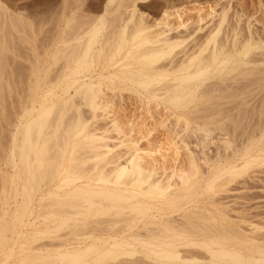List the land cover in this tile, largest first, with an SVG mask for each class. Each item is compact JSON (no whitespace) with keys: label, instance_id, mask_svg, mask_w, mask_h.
Here are the masks:
<instances>
[{"label":"bare ground","instance_id":"obj_1","mask_svg":"<svg viewBox=\"0 0 264 264\" xmlns=\"http://www.w3.org/2000/svg\"><path fill=\"white\" fill-rule=\"evenodd\" d=\"M129 1L131 5H135L136 1H139V4L144 2V0H123V2L121 0L122 3L126 2V5ZM216 1L218 3L219 0ZM65 2L68 4V1ZM77 2L74 1L75 4ZM122 3L120 4L122 5ZM160 4L162 5V2ZM203 4H207L208 10L205 9L209 11L207 14L202 10V7L204 9ZM212 4L213 2L209 4L208 0L167 1L162 6L159 5L160 10L156 9L158 11L155 12L158 13V16L156 15L155 18L151 16L150 19L148 14L144 13L145 16L142 14L143 12H139L140 9L138 12L133 10L129 15L124 14L126 17L122 16V18L116 14L119 11V6L114 9V4L112 6L114 10L108 9L109 7L106 6L107 10L113 14L110 15L112 16L110 20L108 18L112 29L107 28L109 31L105 34H102L103 29H105L102 19L98 23L86 26V20L82 21L85 18L81 20L80 14H77L80 18H78L79 23L82 21L79 24L75 18L77 16L69 14V11L67 16L64 12L66 18L62 27L61 22L58 25L55 24L60 21L59 17V20L53 22L57 25L54 29H57L58 32L53 37L55 30L53 31L54 25L52 24L50 28L53 33L51 32L52 35L50 36L53 38L51 41L49 36L47 41H51V45L54 44L55 46L51 51V62L43 71V75L47 78L50 76L48 79L51 78L53 81V89H50L48 93L45 92V94L50 95L51 102L49 104L40 102L38 108L33 106L35 115L23 122L18 130L20 133L18 138L20 139L10 149L9 156L10 161L15 164L13 168L17 169L13 176L10 174L11 180L9 179V181L13 183L14 180H17L18 183H16L17 186L15 185L14 191L20 197L17 206H14L15 210H12L14 211L12 228L14 225L19 228L28 225L32 228L30 240L37 239L39 235H47L52 239L47 237L49 242L43 236V241L40 238L42 243L29 244L30 247H34L33 244L36 245L35 247L41 246L39 249H45L46 254L37 253L34 259L28 263H24V259H19V264H32L34 261L35 263L39 261L38 264H102L105 262L106 264H120L121 261L124 262L123 264H127L133 258L135 260H149L152 264H196L201 262L211 264H226L227 262L264 264V235L259 234L260 237L257 234L249 235L245 231L247 229L243 230L241 228L243 225H240L244 221V215L241 217L239 214L240 218L236 217L238 220L230 218L229 216L232 215L228 216L227 214H231V212L227 213V210L224 211L212 204V194L210 193L221 181L229 182L234 178L237 179V176L244 174L254 165L264 164V157L260 156L264 152V119L262 116L257 118L256 123H251L254 126H248L251 128L246 134L243 133L239 136V144H236L238 141L236 140L235 144L238 147L234 145L237 150L232 159L224 154L221 155L220 147L217 148V151L214 150L216 154L212 152L214 155L207 156L204 154L206 158L201 156L202 161H204L203 164H209L211 171L213 167V172H210L207 177L205 176V168L203 169L204 166L200 164L202 162H200V156L194 155V150L191 151L187 143L185 146H187L188 151H185L188 152V156L183 161L181 159L179 165L176 164L178 169L175 168L176 157H169V160L173 158V161L169 162L171 163L169 164L170 170L165 171L168 168H165L166 165H160L161 168L156 165L157 169L160 168V171H156L155 161L153 159L154 163L148 161L152 155L145 158L143 155L145 152L143 154L138 153L137 151L140 149L137 147L135 149V146L130 145L131 148H127L129 146L128 143L124 144L125 139L123 141L118 140L120 141L117 142L118 144L111 143V145L113 147L124 145V148L127 149H124L123 152H121L123 149L120 151L112 149L108 144L110 140H107L109 138L105 134L107 131L109 134V130L103 126L104 124L97 126L101 120L98 121V124L95 123V126H93L94 123L90 124V120L96 117L95 114H99L98 111L108 110V104L104 103L106 102V98H104L105 88L117 97L124 93L131 94L147 112H153L150 106L153 103L158 112L165 111V114L168 113L170 117H173L171 119L175 125L184 122V133L186 131L187 135L192 132V129H201L205 131V134L211 130L224 132L228 125H232L233 130L240 125L246 131L248 127L244 126L245 116L242 115V118L236 120L233 115L223 114L224 121L222 114H215L219 110L225 109H222L223 107L217 108L215 104H222L223 100L220 101V99H225L226 102L233 100L236 102L237 100L236 103L233 101L234 107L237 106V103L243 105L245 98H249L245 93L246 85L249 83V87L251 83L258 86L262 78L264 79V68L261 71L263 74L259 73L258 68H256L257 72L253 74L251 68L248 67L249 64L264 63V30L258 29V27L250 28L248 22L245 26L239 23L241 18L238 12L237 14L235 12L234 15L229 12L230 14H228L233 15L235 20H228L226 7L217 12ZM150 14L155 15L154 13ZM195 14L196 16L191 17ZM12 16L9 17V20ZM12 20L10 22H14L18 26L19 22L17 24L14 19ZM41 22L39 28L42 27L41 24L45 23ZM14 23H12L13 26L17 27ZM25 24L23 25L25 26ZM6 28L10 29V27ZM27 28L28 26L24 30H28ZM42 28L46 30L45 27ZM7 29L3 34L6 36L11 33L12 36L13 31L10 29L12 32H7ZM13 29L15 31V28ZM17 29L19 30V27ZM6 37L2 41H5L3 47L7 46L5 44ZM40 44L45 45L43 42ZM47 44L49 43H46V46H48ZM10 47L9 45L7 48ZM40 49L42 48L40 47ZM37 51L39 52V50ZM44 55L39 58V61H42L41 64H39L40 62H38L39 65L37 64V75L42 71L40 66L43 64ZM3 61L5 60L0 61V68L1 66L5 67ZM31 62L33 61L31 60ZM51 66L50 74H53V77L48 75ZM32 68H34V63ZM253 71L255 72V70ZM250 73L253 75L245 78ZM244 78L251 81L241 86L243 80L240 79ZM239 80L238 83L241 84L240 86L236 85V88L240 92L238 95L236 93L237 96L234 95L236 99L235 97L233 99V91L232 93L228 92L227 88L232 87V83L236 84ZM40 81L41 77L36 80V83L34 82L35 87L31 88V90L34 89L33 97L37 96L38 91L42 88ZM9 84L11 83L9 82ZM263 84L261 83V85ZM261 85L257 91L251 89L253 91L251 94L258 92L260 87H263ZM71 89L73 95L70 93ZM231 89L235 90L234 88ZM246 91L250 90L246 89ZM235 92L237 91L235 90ZM106 93L109 94V92ZM251 94L249 93L252 97L256 95ZM30 96L32 97V93ZM230 97L233 100L230 101ZM211 98L212 102L210 101ZM258 99H261L260 96ZM217 100L218 102H216ZM258 105L256 106L258 107ZM81 106L88 109V116ZM261 109L259 110L261 111ZM15 114L17 115V113ZM103 114H107L109 118L108 111L103 112ZM247 114L250 115L249 112ZM5 116L7 117V114ZM103 117H98V119L107 118ZM170 117L168 118L170 119ZM112 120L113 122H111L114 124L110 125L112 127L110 130L117 132V134L123 133L122 129L120 130L121 126L114 122L117 120ZM242 121L244 122L242 123ZM102 122L106 123V121ZM111 122L110 124H112ZM170 123L172 124V121ZM225 123L226 125H224ZM149 131L146 134H149ZM175 132L178 130L176 129ZM109 137L112 138L111 134ZM184 138L181 137L179 140L185 142L186 138ZM131 149L133 150L129 152ZM151 150H154L155 153H161V156L167 158L168 154L165 153L164 155L161 149ZM176 151L175 156L179 153ZM200 152L202 153V148L199 154ZM236 157H238V163L234 161ZM161 160L162 158L159 160L160 163H162ZM163 160L166 163L165 158ZM166 160L168 161V159ZM223 161L226 162L225 165L221 164ZM248 173L251 172L248 171ZM251 196L250 194L248 197L251 199ZM240 197L241 199L248 198L245 196L242 198L241 195ZM217 200L213 201L217 202ZM230 205L233 207L232 204ZM4 213L3 215H5ZM248 216L244 218L247 219ZM8 217L10 218V216ZM31 219L32 221H30ZM7 223L5 222L4 229L2 228V235L0 233V250L3 251L7 247V238L3 233ZM261 223L263 224V222ZM11 226L9 224L7 229L9 233H13L11 231L13 229L10 230ZM251 226L252 231L257 229L255 224ZM246 227L243 226V228ZM61 230H65V234ZM12 246L14 247L13 244ZM27 251L29 253L28 249ZM10 253L12 254L11 247L7 252L8 256ZM0 255L3 256V254ZM151 263L147 262V264Z\"/></svg>","mask_w":264,"mask_h":264},{"label":"rangeland","instance_id":"obj_2","mask_svg":"<svg viewBox=\"0 0 264 264\" xmlns=\"http://www.w3.org/2000/svg\"><path fill=\"white\" fill-rule=\"evenodd\" d=\"M65 1H68V4H70V5H68V4H66V2ZM75 1V0H74ZM74 1L73 0H0V38H2L1 39V41H0V61H2V60H5V61H3V65L5 66L4 68H5V70L3 71V66H1V68H3L2 69V71H0V193L2 194H0V226H1V228H0V233H1V235H2V230L4 229V226H5V222L7 223L8 221V225L5 227V231L3 232L4 233V235H5V237L7 238V241H6V246L7 247H5L6 249H4V251L3 250H0V254H3V256L2 255H0V264H16V263H18L19 264V259H24L23 260V262L24 263H28V262H30L31 260H33L34 259V257L36 256V254L37 253H43V254H46V250L45 249H42V250H40L39 248H41V246H37V247H35L36 245L35 244H33L34 245V247L32 248V247H30V245H32L31 243H42V241L44 240V239H46V241L48 240V238L51 240L52 238H50V237H48L47 235L45 236V235H39L38 237H37V239H35V240H30V232H31V230H32V228L30 227V226H25V227H22V228H19L18 226H15L14 225V228H12L13 226H11V224L13 225L14 224V211H12V210H15V207L17 206L16 204L19 202V199H20V197H19V195L17 194V193H15V187L17 186V184L16 183H18L17 182V180H14V182L12 183V182H10L9 181V179H10V177H11V175L10 174H12V176L16 173V171H17V169L16 168H13V165L15 166V164L12 162V161H10V149H12L14 146L13 145H16L17 143H18V140L20 139V138H18L19 136H20V133L18 132V130L20 129V127L22 126V124H23V122H25L26 121V119H28L30 116H33V115H35V109L33 110V106H34V108L36 107V108H38V105H39V103L40 102H44V103H46V104H49L50 102H51V97H50V95L48 94H45V92H49L50 91V89H53V87H54V85H53V81H52V79L50 78V79H48L47 78V76L45 77L44 75H43V71L49 66V62H51V51L54 49V44H52L51 45V41H52V38L54 37V35L55 34H57V32H58V30L57 29H54L55 28V26L57 27V25L58 24H60V22H61V27L64 25V20H65V14H64V12H66V16H67V14H68V11H69V14H74V15H76L77 17H75L74 15H72V16H74L76 19H77V21H78V18H79V16H80V18H81V20L83 19V18H85L84 20H82V21H85V25L86 26H89L90 24H95V23H98V21L100 20V19H102V21H103V23H104V27H105V29H103V31H102V34H105V32H107V31H109V30H107V28L108 29H112V27L109 25V20H110V17L112 18V16H110V15H112L113 13H110V10H107V7H109L108 9H112V10H114V9H116L118 6H119V4L120 3H122L123 2V0H122V2H121V0H117L116 2H115V0H76V2L79 4H75L74 3ZM168 1V2H170V1H172V0H144V2L143 3H140L139 4V1H136L137 3H135V5H131V3H130V1L128 2V5H126L127 3V1L125 2V3H122V5L120 4V6L118 7L119 8V11H118V9H117V11L119 12V14H118V12H116V14L117 15H119V16H124V17H126V15H129L133 10H135V11H139V9H140V11L139 12H143L142 14L143 15H147L148 14V18L150 19L151 18V16L153 17V18H155V17H157L158 16V13L157 12H155V11H158V10H160V6H162L164 3H166V2ZM173 1H179V0H173ZM181 1V0H180ZM202 1H205V0H202ZM209 1V4L211 3V2H213V4H212V6L214 7V8H216L215 10L218 12H220V9H223L224 7H226L225 8V10H226V12H227V17H229V18H227L228 20L229 19H231V21L233 20H235V18L233 17V15H234V13L235 14H237V12H238V15H240V22L239 23H241V24H243L244 26H245V24H247V22H248V24H249V26H250V28H254V27H258V29H261V30H264L263 29V27H264V0H226V1H224V0H219L218 1V3H217V1L216 0H208ZM71 2V3H70ZM115 2V3H114ZM119 4H118V3ZM162 2V5L160 4ZM216 2V3H215ZM130 3V4H129ZM66 4V5H65ZM115 4V5H114ZM137 4H139L138 6H137ZM216 4V5H215ZM76 5H77V8H76ZM109 5V6H108ZM114 5V9L112 8V6ZM130 5V6H129ZM158 5V6H157ZM160 5V6H159ZM207 4H203L202 6H204V9H203V7H202V10L203 11H205V14H207L209 11H207L208 10V7L206 6ZM71 6H72V8H71ZM79 6H81V7H79ZM107 6V7H106ZM155 6V7H154ZM217 6V7H216ZM2 7V8H1ZM60 7V8H59ZM69 7V8H68ZM136 7H137V10H136ZM201 7V6H200ZM67 8H68V10H67ZM71 8V9H70ZM154 8V9H153ZM66 9V10H65ZM70 9V10H69ZM156 9H158V10H156ZM205 9H207V10H205ZM218 9V10H217ZM234 9V10H233ZM56 10H58V11H56ZM111 10V11H112ZM150 10H152V12H150ZM236 10V11H235ZM3 11V12H2ZM107 11V12H106ZM123 11H124V13H123ZM234 11V12H233ZM57 12V13H56ZM79 12H82V13H79ZM195 12V11H194ZM231 14H233V15H229L230 13ZM21 13V14H20ZM61 13H63L62 15H61ZM84 13V14H83ZM128 13V14H127ZM145 13V14H144ZM150 13H154L155 15H151ZM200 13V12H199ZM229 13V14H228ZM246 13V14H245ZM6 14V15H5ZM10 14V15H9ZM12 14H13V16H12ZM54 14V15H53ZM59 14V15H58ZM77 14H80L79 16L77 15ZM81 14H83L82 16L83 17H81ZM124 14H126V15H124ZM43 15V16H42ZM53 15V16H52ZM58 15V16H57ZM85 15V16H84ZM115 15V14H114ZM145 15V16H146ZM157 15V16H156ZM12 16V18H10V20H9V17H11ZM55 16V17H54ZM57 16V17H56ZM109 16V17H108ZM194 16H196V14L195 15H192L191 17H194ZM245 16V17H244ZM58 17L60 18V21L58 22V23H55V24H57V25H55L53 22H56L57 20H59L58 19ZM104 17H107V18H104ZM40 18V19H39ZM42 18H44V19H42ZM79 18V19H80ZM108 18H109V20H108ZM123 18V17H122ZM12 19H14L15 20V22H17V24H18V22H19V24H18V26L17 25H15L16 23H14V22H10ZM48 19V20H47ZM51 19V20H50ZM53 19V20H52ZM54 19H56L55 21H54ZM6 20V21H5ZM40 20V21H39ZM47 20V21H46ZM207 20V19H206ZM251 20V21H250ZM255 20V21H254ZM13 21V20H12ZM41 21H43V22H45V23H43V24H41V26L42 27H45L46 28V26L49 24V26H47V28H46V30L44 29V28H42V27H40L39 28V26H40V23H42ZM76 21V20H75ZM82 21H81V23H82ZM91 21H92V23H91ZM108 22V24H107V22ZM230 21V22H231ZM251 23H250V22ZM1 22H2V24H1ZM4 22H5V24H4ZM21 22V23H20ZM38 22H39V24H38ZM88 22V23H87ZM90 22V23H89ZM6 23H8L9 25H7ZM12 23H14V25L15 26H17V27H19V30L17 29V27H14L13 26V24ZM24 23H26L25 24V26L23 25ZM77 23H79V21L77 22ZM81 23H79V24H81ZM260 23V24H259ZM12 24V25H11ZM29 24V25H28ZM38 26H37V25ZM52 24L54 25L53 26V31H54V33H53V31H51V26H52ZM83 24H84V22H83ZM240 24V25H241ZM257 24V25H256ZM85 25H83L84 26V28H85ZM106 25H108V26H106ZM253 25V26H252ZM13 26V27H12ZM21 26V27H20ZM23 26H24V28H26L27 26H28V30H30V31H28V30H24V28H23ZM35 26H37V27H35ZM82 26V27H83ZM110 26V27H109ZM113 26V25H112ZM2 27V28H1ZM6 27H10V29L13 31V34H12V36H13V38H12V36L10 35L11 33H9V34H7V33H5V34H7L6 36L8 37H6L3 33H4V31H6ZM261 27V28H260ZM13 28H15V31H14V29ZM36 28V29H35ZM10 29L8 28L7 30V32H9L10 31ZM41 29V30H40ZM45 31H44V30ZM16 30H17V32H16ZM48 30V31H47ZM50 30V31H49ZM105 30V31H104ZM12 31H10V32H12ZM44 32V33H43ZM51 32L53 33V37H51L50 35H52L51 34ZM104 32V33H103ZM15 33V34H14ZM40 33V34H39ZM108 33V32H107ZM45 34V35H44ZM72 34V33H71ZM49 36H50V40L51 41H47L48 40V38H49ZM71 36V35H70ZM5 37H6V43L5 44H7V46L5 45L4 47H3V43L5 42H2L3 40H5ZM8 39H10V40H8ZM17 41L16 43H14L15 41ZM21 41V42H19V41ZM28 40V41H27ZM10 41V42H9ZM9 42V43H8ZM40 42H43V43H45V45L43 46V45H41L40 44ZM11 43V44H10ZM14 43V44H13ZM46 43H49V44H47L48 46H46ZM1 44H2V46H1ZM11 46L10 48H7V47H9V45ZM12 45H13V47H12ZM53 46V47H51V46ZM39 46V47H38ZM43 46V47H42ZM3 48V50H2V48ZM40 47L43 49H40ZM45 48V49H44ZM37 50H39V52H40V56L38 55V51ZM42 50V51H41ZM48 50V51H47ZM50 50V51H49ZM38 52V53H37ZM42 52V53H41ZM44 53H46L45 55H44ZM44 55V57L42 58L43 59V64H42V66H40V70L42 69V71L39 73V75H37L36 73H37V68H38V65L39 64H41V61H39V58L40 57H42ZM47 55V56H46ZM50 58H49V57ZM27 57V58H26ZM47 57V58H46ZM26 58V59H25ZM2 59V60H1ZM7 59V60H6ZM30 61H29V60ZM37 59V60H36ZM45 59V60H44ZM28 60V61H27ZM31 60L33 61V62H31ZM29 62H31V64L33 65V63H34V68H32V69H34V70H32L31 69V67H32V65L31 64H29ZM38 62H40L39 64H38ZM38 64V65H37ZM46 64H47V66H46ZM0 65H1V62H0ZM45 65V66H44ZM252 65V66H251ZM259 65V66H258ZM264 63H254V64H249L248 65V67L249 68H251V71H252V73L254 74V73H256L257 71V69L256 68H258L259 69V73H261V74H263V68H264ZM37 66V67H36ZM44 66V67H43ZM254 66H256V67H254ZM261 68V70H260V68ZM1 68H0V70H1ZM29 68V69H28ZM44 68V69H43ZM253 68V69H252ZM263 69V70H262ZM8 70V71H7ZM253 70H255V72L253 71ZM33 71H35V72H33ZM51 71H52V66L50 67V70H49V72H48V75H53V74H50L51 73ZM261 71H263V72H261ZM31 73H32V75H31ZM252 73H250V74H248V75H246L245 76V78H247V77H251L253 74ZM7 76H10V77H7ZM43 75V76H42ZM5 76V77H4ZM32 77V79H31V77ZM41 77V81H40V83H41V92L40 91H38L39 93L37 94V96H35V97H33L34 95H33V91H34V89L33 90H31V88H34L35 87V83H36V80L38 79L39 80V78ZM53 77V76H52ZM4 78V79H3ZM7 78V79H6ZM9 78V79H8ZM45 78H47L46 79V81L48 82L47 84H46V81H45ZM240 79L242 82V84L241 83H238V82H240V80L239 81H237L236 82V84H234V83H232L233 84V86L231 87H229L230 88V90H229V88H227V90H228V92L230 91L231 93H232V91H233V95H232V98L234 99V95H236V93H237V95L239 94V90L236 88V85H239L240 86V84H241V86L244 84H246V82L248 83V82H250L251 80H249V81H247L246 79ZM250 79H252V78H250ZM48 80H50V81H48ZM262 80H264L263 78H262ZM261 80V82H260V84L259 85H261V83H264V81H262ZM45 81V82H44ZM9 82L11 83V84H9ZM27 82V83H26ZM35 82V83H34ZM243 82H245V83H243ZM33 83H34V85H33ZM44 83V84H43ZM50 83V84H49ZM3 86H2V85ZM43 84V85H42ZM249 84V83H248ZM248 84L246 85L247 87H245V93L249 96V98L247 97V98H245V101H244V103H243V105L242 104H240L239 105V103H237V106L236 107H234V103H233V101L235 102V100H233L231 97H230V101H231V99L233 100L232 102H226L225 101V99H220V101H224V104H223V101H222V104H220V103H216L215 104V106H217V108H220L221 109V107H223L222 109H225V110H219V112H217L215 115H217V114H222L221 116H223V119H224V121H225V118H224V115L225 114H230V115H233V117L237 120H239L240 118H242L243 116H245L244 118H246V120H245V123H244V126L246 127H248L249 125L250 126H254V124H251V123H256V121H257V118L258 117H263V119H264V107H262V106H264V84L263 85H261V86H263L262 88L260 87V92L258 91V92H255L254 94H256L255 96H250L249 95V93L251 94V92H253V91H257L258 89V87H259V85L258 86H254L255 84H251L250 83V85H249V87H248ZM30 86V87H29ZM253 86H254V88H253ZM8 88V89H7ZM25 88V89H24ZM45 88V89H44ZM231 88H234L237 92H235V90H233V89H231ZM249 88V89H248ZM23 89V90H22ZM246 89L247 90H250V91H246ZM251 89L253 90V91H251ZM20 90V91H19ZM13 91V92H12ZM23 91V92H22ZM73 90L71 89L70 90V93H71V95H73L72 92ZM8 92V93H7ZM19 92V93H18ZM30 92V93H29ZM106 92H109V94H107ZM247 92H249V93H247ZM18 93V94H17ZM31 93H32V97L30 96L31 95ZM235 93V94H234ZM11 94H12V96H11ZM20 94V95H19ZM30 94V95H29ZM253 93L251 94V95H254ZM7 95V96H6ZM28 95V96H27ZM38 95H39V97H38ZM45 95V96H44ZM236 95V96H237ZM128 96V97H127ZM243 96H245L244 94H243ZM259 96H260V98L262 99H258L259 98ZM11 97V98H10ZM38 97V98H37ZM47 97H48V99H47ZM117 97V95L115 96L114 95V93L112 94V92L110 91V90H108V89H105L104 88V98H106V102H104V103H106V105L108 104V110H102L103 112H105L106 113V111H108V116H109V118L107 117V114H103V112H101V111H98L99 112V114L98 113H96L95 114V116L96 117H94V119H91L90 120V124L92 125L93 123V126H95V123L96 124H98L99 122L98 121H100V124L99 125H97V126H101L102 124H104L103 126L106 128V129H108L109 130V134H107L108 133V131L105 133L106 134V136H107V138H109V139H107V140H110V141H108L109 143V145H110V147H112V149H117V151H120V149H123V150H121V152H123L124 151V149H127V148H131L130 147V145L131 146H135L134 148L135 149H140V150H138L137 152L138 153H142L143 154V152H145L143 155H144V157L145 158H149L151 155V157L149 158V162L150 163H152L153 162V160L155 161V165H154V167L157 165V166H159L160 168H161V166L160 165H166L165 166V168L166 167H168V168H166V172L168 171L167 169H169L170 170V165L169 164H171V163H169V162H172L173 161V158H175L176 159V162H175V165L176 164H178V163H180L181 162V159H182V161H183V159H185L187 156H188V149H187V146H185V145H187L188 144V148L191 150V151H193V154L195 155L196 154V156L197 157H199V158H201L200 159V162L202 161V159L203 158H206V156L205 155H207V156H211L213 153H215L216 154V152H214V150L215 151H217L218 149L217 148H221V155H225L226 157H228V158H230L231 157V159H232V156H233V154L236 152V150L237 149H235L236 147L234 146V145H236V144H239L240 143V141H239V139H240V137L239 136H241V134H246L249 130H250V128L251 127H246L247 128V130L246 131H244V129L243 128H241V126L239 127H237V129H235V130H233V126L232 125H228V126H230L229 128H228V126H227V128H228V131H227V128H226V130L225 131H227V132H225L224 131V128H223V131L224 132H222V130L221 131H219V130H215V131H210V132H206V134H205V131H202L201 129H199V130H194V129H192V132H190L188 135L186 134L187 132L185 131V133H184V122H178L179 124H176L175 125V122L173 121V119H171V118H173V117H170L169 116V114L168 113H166L165 114V111H163V112H158V110H157V108H155L154 107V104L153 103H151L150 104V106H151V109H152V113L151 112H147L146 111V109L144 110V108H143V105L140 103V102H137L138 100L134 97V96H132L131 94H129V93H124V94H122V96H118L119 97V99H118V97ZM122 97V98H121ZM133 97V98H132ZM251 97V98H250ZM23 98H25V99H23ZM45 98H46V100H45ZM124 98V99H123ZM131 98L134 100H132L131 101ZM135 98V99H134ZM7 99V100H6ZM14 99V101H12ZM15 99H17V100H15ZM21 99V100H20ZM22 99H23V101H22ZM35 99V100H34ZM40 99V100H39ZM111 99V100H110ZM121 99V100H120ZM235 99H236V97H235ZM260 103L259 105H258V103H257V101ZM8 100H9V102H8ZM108 100V101H107ZM229 100V98L227 99V101ZM242 100V99H241ZM16 101H17V103H16ZM21 101H22V103H21ZM27 101V102H26ZM124 101V102H123ZM211 102H212V98H211V100H210ZM219 101V102H220ZM247 101V102H246ZM254 101V102H253ZM262 101V102H261ZM137 102V103H136ZM216 102H218V100L216 101ZM236 102H237V100H236ZM235 102V103H236ZM243 102V101H242ZM254 104H253V103ZM20 103H21V105H20ZM25 103V104H24ZM140 103V104H139ZM128 104V105H127ZM245 104V105H244ZM15 105H18V106H16L15 107ZM256 105H258V107L256 106ZM10 106V107H9ZM21 106V107H20ZM142 106V107H141ZM256 106V107H255ZM10 109H9V108ZM18 107V108H17ZM28 107V108H27ZM82 107V110L84 111V113L86 114L87 113V115L86 116H88V113H89V111H88V109L86 108V107H84V106H81ZM153 107V108H152ZM233 107V108H232ZM240 107V108H239ZM242 107V108H241ZM16 108H17V110H16ZM126 108V109H125ZM255 108V109H254ZM262 108V109H261ZM7 109H9V110H7ZM25 109H27V110H25ZM133 109V110H132ZM143 109V110H142ZM154 109H155V111H154ZM228 109V111H226ZM231 109V110H230ZM248 109H249V111H248ZM259 109H261V111L259 110ZM33 110V111H32ZM100 110V109H99ZM156 110H157V112H156ZM251 110V111H250ZM259 110V111H258ZM9 111V112H8ZM23 111V112H22ZM29 111V112H28ZM145 111V112H144ZM227 113H226V112ZM253 111H255V112H253ZM8 112V113H7ZM12 112V114H10ZM20 112H22V113H20ZM221 112V113H220ZM225 112V113H224ZM243 112H244V114H243ZM246 112V113H245ZM247 112H249L250 113V115L249 114H247ZM258 112H259V114H258ZM15 113H17V115L15 114ZM34 113V114H33ZM150 113V114H149ZM233 113V114H232ZM263 113V114H262ZM5 114H7V117L5 116ZM20 116H19V115ZM101 114H102V116H101ZM224 114V115H223ZM245 114H247V115H245ZM22 115V116H21ZM24 115V116H23ZM103 115H104V117H107V118H105V119H98V117L99 118H101V117H103ZM106 115V116H105ZM157 115V116H156ZM243 115V116H242ZM256 115V116H255ZM9 116V117H8ZM10 116H11V118H10ZM12 116H14V118H12ZM19 116V117H18ZM89 116H90V114H89ZM246 116H249V117H246ZM103 117V118H104ZM168 117H170V119L168 118ZM18 118V119H17ZM96 118V119H95ZM219 118H220V116H219ZM222 118V117H221ZM249 118V119H248ZM112 119H114V120H117V121H114V122H116V124L118 125V126H121V128H120V130L121 131H123V133H120V134H117V132H115V131H113L114 132V134H113V132H112V130H110L112 127L110 126V125H113L114 123H112L113 122V120ZM248 119V120H247ZM256 119V120H255ZM260 120L262 119V118H259ZM11 120V121H10ZM13 120V121H12ZM95 121V122H93V121ZM91 121H92V123H91ZM102 121H106V123H109V124H106V123H104V122H102ZM112 121V122H111ZM120 122V125H119V122ZM157 121V122H156ZM170 121H172V124L170 123ZM247 121H249V122H247ZM17 122V123H16ZM110 122L112 123V124H110ZM174 122V123H173ZM244 121H242V123H243ZM7 123H9V124H7ZM139 123V124H138ZM227 123V122H226ZM226 123L224 124V125H226ZM106 124V125H105ZM142 124V125H141ZM169 124V125H168ZM174 124V125H173ZM181 124V125H180ZM228 124V123H227ZM230 124V123H229ZM10 125V126H9ZM17 125H19V126H17ZM108 125H109V127H108ZM162 125V126H161ZM223 125V126H224ZM15 126H17V127H15ZM172 128H171V127ZM182 126V127H181ZM222 126V127H223ZM167 127H169V128H167ZM181 127V128H180ZM134 128V129H133ZM149 128H150V131H149ZM171 128V129H170ZM180 128V129H179ZM9 129V130H8ZM176 129L178 130V132H175L176 131ZM183 130V131H182ZM229 130H230V132H229ZM111 131V132H110ZM142 131V132H141ZM147 131H149V134H150V137L148 136L149 134H146V132ZM13 132H14V134H13ZM138 132H139V134H138ZM173 132V133H172ZM174 132H175V134H174ZM204 132V133H203ZM144 133V134H143ZM178 133V135L179 134H183L184 136H175L176 134ZM193 133V134H192ZM209 133V134H208ZM12 134H13V137H12ZM110 134H111V137L112 138H110L109 136H110ZM116 134H117V136H116ZM122 134V135H121ZM146 134V135H145ZM165 134V135H164ZM174 134V135H173ZM218 134V135H217ZM231 134V135H230ZM142 135V136H141ZM144 135V136H143ZM171 135V136H170ZM191 135V136H190ZM217 135V136H216ZM227 135V136H226ZM8 136V137H7ZM122 136V137H121ZM174 136V137H173ZM187 136V137H186ZM197 136V137H196ZM115 137V138H114ZM117 137V138H116ZM181 137L183 138V137H185L184 139H185V142H181L180 140H181ZM221 137V138H220ZM235 137V138H234ZM119 138V139H118ZM148 138V139H147ZM176 138V139H175ZM125 139V140H124ZM137 139V140H136ZM147 139V140H146ZM174 141H173V140ZM180 139V140H179ZM13 140V141H12ZM118 140H120V141H123L124 140V144H127L128 143V146L129 147H127V148H124V145H122V146H120V147H118L117 145H116V147H113L112 145H111V143L112 144H116L117 142L119 143L120 141H118ZM135 140V141H134ZM170 140V141H169ZM188 140V141H187ZM194 140V141H193ZM200 140H202L201 142H200ZM236 140H238L237 141V143H236ZM5 141H7V142H5ZM17 141V142H16ZM112 141V142H111ZM167 141V143H165ZM12 143V145H11V143ZM126 142V143H125ZM168 142H169V145H168ZM230 142V143H229ZM4 143V144H3ZM117 143V144H118ZM172 143V144H171ZM178 143V144H177ZM187 143V144H186ZM194 144V146H193V144ZM219 143V144H218ZM222 143V144H221ZM236 143V144H235ZM6 144V145H5ZM137 144V145H136ZM161 144V145H160ZM190 144V145H189ZM4 145V146H3ZM11 147H10V146ZM161 147H160V146ZM164 145V146H163ZM218 147H217V146ZM229 145V146H228ZM162 146H163V148H162ZM178 148H177V147ZM207 146V147H206ZM237 147H238V145H236ZM137 147V148H136ZM224 147V148H223ZM235 147V148H234ZM133 148V147H132ZM161 149V152H163L164 153V155H165V153L166 154H168L167 155V158H166V156L164 157V156H161V153H155L154 152V150H151V149ZM175 148V149H174ZM201 148H202V153L200 152V154H202V155H200L199 154V151H201ZM227 148V149H226ZM232 148V149H231ZM6 149V150H5ZM143 149V150H142ZM151 150V152H148V151H150ZM168 149V151H166ZM193 149V150H192ZM198 149H199V151H198ZM207 149V150H206ZM225 149V150H224ZM230 149H231V151H230ZM233 149H234V152H233ZM133 149H131V150H129V152L130 151H132ZM146 150V151H145ZM178 151L179 153H177V156H175V151ZM185 150H187V151H185ZM224 150V151H223ZM140 151V152H139ZM142 151V152H141ZM173 151V152H172ZM176 151V152H177ZM229 151V152H228ZM8 152V153H7ZM149 154H148V153ZM172 152V153H171ZM185 152H186V154H185ZM213 152V153H212ZM148 154V156H147V154ZM151 153V154H150ZM153 153V154H152ZM162 153V154H163ZM207 153V154H206ZM210 153V154H209ZM227 153H229V154H227ZM145 154H146V156H145ZM179 154V155H178ZM205 154V155H204ZM150 155V156H149ZM214 155V154H213ZM185 156V157H184ZM203 158H202V157ZM261 157H264V152H262L261 153V155H260ZM155 157V158H154ZM165 158V161H166V163L164 162V158ZM169 157H173V158H171L172 160H169L170 158ZM182 157V158H181ZM213 157V156H212ZM162 158V160H161V162L162 163H160V159ZM7 159H9V160H7ZM153 159V160H152ZM157 159V160H156ZM166 159H168V161L166 160ZM178 159V160H177ZM9 163H8V162ZM152 161V162H151ZM157 161V162H156ZM178 161V162H177ZM234 161H236V163H238L239 162V160H238V157H236L235 159H234ZM5 162H7V163H5ZM154 163V162H153ZM158 163H159V165H158ZM204 163V161H202L200 164L201 165H203L204 167H203V169L205 168V172H206V177L209 175V173L210 172H213V167H212V171H211V166H208L209 164H203ZM222 165H225L226 164V162H224L223 161V163H221ZM19 165V164H18ZM179 165V164H178ZM178 165H176V169H178L177 167H178ZM263 166V167H262ZM12 168H13V170H12ZM156 168V167H155ZM158 168V167H157ZM156 168V169H157ZM160 168L159 169H157L156 171H160ZM4 170H6L5 172H4ZM12 170V171H11ZM9 171V172H8ZM248 171L249 172H251V173H248ZM247 172H245L244 174H242V175H240V176H237V179L236 178H234L233 180H231V181H229V182H227V181H221V183H219V184H217L218 186H215V188L210 192L211 194H212V204L213 205H215V206H217V207H220V208H222L224 211H226L227 210V213H230L231 212V214H227L228 216L229 215H232V216H235V217H232V216H229L230 218H232V219H236V220H238V218H240V216L242 215H244V217L245 216H251V217H247V219L246 218H244L243 217V219H244V221L242 222V223H240V225L242 226H244V227H246V228H243V226L241 227L243 230L244 229H247V230H245L249 235L251 234H257L258 236H259V234H261V235H264L263 233H264V164H256V165H254L252 168H250L249 170H248ZM263 171V172H262ZM261 172V173H260ZM256 173V174H255ZM255 175V176H254ZM243 176V177H242ZM257 176V177H256ZM241 178V179H240ZM11 180V179H10ZM236 180V181H235ZM240 180V181H239ZM10 182V184L8 185V183ZM249 184V185H248ZM16 185V186H15ZM6 186V187H5ZM245 186V187H244ZM8 187V188H7ZM230 187V188H229ZM248 187V188H247ZM5 188H7L6 189V191H5ZM10 188V189H9ZM223 189V190H222ZM10 190V191H9ZM218 190V191H217ZM220 190H222V191H220ZM249 190V191H248ZM9 191V192H8ZM224 191V192H223ZM226 191H228L227 193H226ZM254 191V192H253ZM247 192H249V193H247ZM260 192V193H259ZM237 193H239V194H237ZM243 193V194H242ZM256 193V194H255ZM220 196H219V195ZM225 194V195H224ZM246 194V195H245ZM249 194V195H248ZM250 194L253 196V197H255V198H253L252 196H251V199L249 198L250 197ZM6 195V196H5ZM18 197H17V196ZM240 195L242 196V198H247L248 196V198L247 199H241V197H240ZM225 196V197H224ZM245 196V197H244ZM257 196V197H256ZM6 197V198H5ZM13 197H14V200H13ZM15 197H16V199H15ZM213 197H215V198H213ZM217 197H218V200H217ZM239 197V198H238ZM222 198V199H221ZM228 198V199H227ZM234 198V199H233ZM257 198V199H256ZM5 199V200H4ZM221 199V200H220ZM230 199V200H229ZM18 200V201H17ZM213 200H217V202L216 201H213ZM12 201V202H11ZM17 201V202H16ZM219 201V202H218ZM222 201V203H220ZM236 201V202H235ZM227 202V203H226ZM250 202H251V204H250ZM257 202V203H256ZM220 203V204H219ZM254 203V204H253ZM8 204V205H7ZM15 204V205H14ZM230 204H232L233 205V207L230 205ZM253 204V205H252ZM251 205V206H250ZM8 206V207H7ZM15 206V207H14ZM257 206V207H256ZM232 207V208H231ZM238 207V208H237ZM13 208V209H12ZM241 209H242V211H241ZM243 209H245V210H243ZM253 210V211H252ZM235 211V212H234ZM5 212V213H4ZM240 212V213H239ZM252 212V213H251ZM258 212V213H257ZM261 214H260V213ZM3 213L5 214V215H3ZM251 213V214H250ZM254 213V214H253ZM256 213H257V215H256ZM235 214V215H234ZM239 214H240V216H239ZM10 216V218L8 217V216ZM255 215V216H254ZM3 216V217H2ZM241 216V217H242ZM262 218H261V217ZM2 217V218H1ZM8 217V218H7ZM32 217V216H31ZM236 217H238V218H236ZM6 218L8 219V221L6 220ZM249 218V219H248ZM252 219V220H251ZM6 220V221H5ZM12 222H11V221ZM251 220V221H250ZM257 220H259L260 221V223L261 222H263V224L261 225L260 223H259V221H257ZM30 221H32V219L30 220ZM252 221H254V222H252ZM4 223V224H3ZM258 223V224H257ZM9 224H10V226H11V228H10V230L11 229H13V230H11V231H13V233L12 232H10L9 233V230H7L8 229V226H9ZM253 224H255L256 226H257V229L255 230V231H252V226L251 225H253ZM249 225V226H248ZM17 227V228H16ZM250 227V228H249ZM3 228V229H2ZM26 228V229H25ZM248 228H249V230H248ZM16 229V230H15ZM27 230V231H26ZM16 231V232H15ZM20 231V232H19ZM61 231H65V230H61ZM5 232H7V233H5ZM23 232V233H22ZM60 232V231H59ZM58 232V233H59ZM63 232H60V233H62L63 234ZM66 232V231H65ZM65 232H64V234H65ZM263 232V233H262ZM19 235H18V234ZM28 233H29V235H28ZM17 234V235H16ZM0 235V236H1ZM12 235V237H10V236ZM14 235V236H13ZM23 235V236H22ZM60 235V234H59ZM255 236V237H257V238H259L258 236ZM15 236H16V238H15ZM46 237V238H44V237ZM253 236V235H252ZM22 237V238H21ZM44 239H43V238ZM48 237V238H47ZM12 238V239H11ZM25 238H28V239H25ZM42 239V241H41V239ZM8 239H9V242H8ZM15 241V242H14ZM39 241V242H38ZM46 241H44V242H46ZM49 241V240H48ZM8 242V243H7ZM13 242V243H12ZM50 242V241H49ZM52 243H53V240L51 241ZM14 245V247L12 246V244ZM48 243V242H47ZM46 243V244H47ZM23 244H26L25 246L23 245ZM30 244V245H29ZM11 247V251H12V254L10 253V255L8 256V254H7V252H8V250L10 249V247ZM39 245H41V244H39ZM18 247V248H17ZM24 247V248H23ZM13 248H14V250H13ZM36 248V249H35ZM49 248V247H48ZM26 249V250H25ZM27 249L29 250V253H28V251H27ZM34 249V250H33ZM24 250V251H23ZM3 252V253H2ZM21 252V253H20ZM24 253V254H23ZM22 254V255H21ZM6 256H8L7 258H6ZM25 257V258H24ZM6 259V260H5ZM4 260V261H3ZM9 260V261H8ZM139 260V261H138ZM134 261H136V262H134ZM137 261H138V264L139 263H141V264H144V263H146L147 264V262H149V263H151V261H149V260H140V259H137V260H135L134 258L133 259H130L129 260V262H127V264H130V262H131V264H136L137 263ZM146 261V262H145ZM3 262V263H2ZM9 262V263H8ZM36 263H37V261H36ZM35 263V261L32 263V264H36ZM38 263H39V261H38ZM37 263V264H38ZM120 264H123L124 262L123 261H121V262H119ZM202 264H211V263H205V262H201ZM201 263H196V264H201ZM235 264V263H232V262H227L226 264ZM102 264H106V262L105 263H102ZM152 264V263H151Z\"/></svg>","mask_w":264,"mask_h":264}]
</instances>
